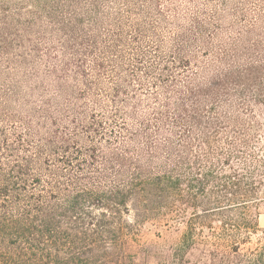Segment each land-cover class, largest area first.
<instances>
[{"label":"trees","instance_id":"obj_1","mask_svg":"<svg viewBox=\"0 0 264 264\" xmlns=\"http://www.w3.org/2000/svg\"><path fill=\"white\" fill-rule=\"evenodd\" d=\"M262 205L264 0H0V264H264Z\"/></svg>","mask_w":264,"mask_h":264},{"label":"rangeland","instance_id":"obj_2","mask_svg":"<svg viewBox=\"0 0 264 264\" xmlns=\"http://www.w3.org/2000/svg\"><path fill=\"white\" fill-rule=\"evenodd\" d=\"M259 210L262 211V213H260L259 217H258V223L259 226L264 227V205L259 207Z\"/></svg>","mask_w":264,"mask_h":264}]
</instances>
